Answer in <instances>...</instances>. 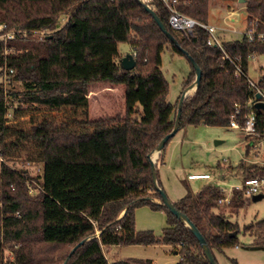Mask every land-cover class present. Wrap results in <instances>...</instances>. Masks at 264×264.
<instances>
[{"label":"trees","instance_id":"trees-1","mask_svg":"<svg viewBox=\"0 0 264 264\" xmlns=\"http://www.w3.org/2000/svg\"><path fill=\"white\" fill-rule=\"evenodd\" d=\"M143 1L177 46L159 29L140 0H0V22L8 29L20 30L13 39L0 41V77H5L0 80V141L11 105H26L29 111L83 106L88 104L87 95L94 85L121 86L124 99L123 116L112 126L73 134L49 132L48 125L42 123L20 134L21 138L45 141L73 139L86 144V153L75 161L45 160L36 176L1 161L0 264H46L39 260L49 258H56L59 264H110L104 247L155 244L177 247L178 264H210L190 230L163 205L146 200L160 201L149 155L173 129L177 111L167 101L161 54L169 49L185 57L183 50L201 70L198 88L183 100L178 130L186 125L229 127L236 110L241 124L252 110L256 130L263 136L264 112L247 105L252 97L247 71L252 56L264 55V0L245 3L246 33L253 31V39L244 33L237 39L220 40L222 50L208 44L209 34L200 26L188 35L171 29L169 11L161 0ZM208 4L209 0H177L176 8L207 24ZM60 16H67L62 26L58 25ZM45 29L51 33L42 38L31 35ZM120 43L130 45L135 53L131 70L116 61ZM7 47L16 51L6 53ZM225 54L232 63L224 59ZM187 61L191 72L183 81L182 91L195 79L194 68ZM233 63L240 65L243 75L234 74ZM256 82L264 91V76ZM15 84L20 91H14ZM39 129L43 130L40 135ZM169 142L160 151L158 162ZM237 173L242 181L264 177V166L242 162ZM155 174L162 189L157 163ZM28 180L39 185L37 195H29ZM184 187L185 194L172 203L202 234L217 263L215 250L222 253L238 244L233 223L210 217L221 196L220 187L207 184L196 193L187 184ZM243 197V190H234L231 206L242 207ZM142 205L165 212L166 227L160 238L148 230H135V209ZM83 239L86 241L77 246ZM4 240L18 244L12 251L13 262L4 258ZM36 244L43 245L36 251L38 261L32 257Z\"/></svg>","mask_w":264,"mask_h":264},{"label":"rangeland","instance_id":"rangeland-1","mask_svg":"<svg viewBox=\"0 0 264 264\" xmlns=\"http://www.w3.org/2000/svg\"><path fill=\"white\" fill-rule=\"evenodd\" d=\"M245 3L246 0H209L207 24L209 22L211 26L216 28L217 36L221 34L219 36L221 41L237 39L246 33ZM1 18L0 15V20ZM231 18H235V20H231ZM66 21L67 16H60L58 25L62 26ZM0 25L5 24L0 22ZM19 31L18 29H8L5 26L0 31V41L11 40L7 36L16 34ZM50 33V30L45 29V35ZM26 35L27 37L30 36L28 33ZM31 35L38 37L35 32ZM14 51H16L15 48H5L6 53ZM118 51L120 57L116 59L117 63L127 54L134 55L130 45L126 43H120ZM161 70L168 83L167 101L172 105L174 104L177 108L181 92L185 91H182L183 81L191 72L190 65L184 56L174 54L169 49H165L161 54ZM3 75L0 77L1 81L5 79ZM247 75L253 81H257L261 76H264V55L251 57ZM14 89V91L21 90L18 84H15ZM93 91H95V96H97L95 102L92 101V104L87 109L85 108L88 124H116L124 113L123 88L116 87L111 93L104 86H97L93 87ZM193 92L194 89L189 90L188 96ZM16 107V104L9 107L7 122L11 121L15 113L19 115L28 112L26 105L19 106L17 109ZM27 123L17 126V128L20 130L26 129L25 132H31ZM53 131H57V129ZM247 145L249 147L247 148V155L244 157ZM166 152L172 153V157L170 163L168 162L166 166L159 167V181L170 201H176L185 194L184 184H187L189 189L196 193L207 184L218 185L216 179L220 174L226 178L219 183L220 189L228 190L231 187L241 186L243 181L240 179L239 173H237L239 163L243 162L248 166H264V135L260 136L258 134L251 141L241 131L229 127L186 125L181 127L170 139L165 149ZM27 153L30 152H26V155L18 159H3V157H0V160L15 169L27 170L30 176L39 175L41 173V163L33 155ZM154 153L152 159H156L155 163H158L159 154L153 158ZM206 172L210 174L208 180H188L187 178L188 174ZM34 187L35 185L32 184L33 189ZM261 194L263 197L258 201H252V197L244 196V205L242 207L215 204L214 208L211 209L210 217L212 220L219 217L225 218L235 224L239 231L237 234V246L226 248L222 253L214 251L218 264H264V189ZM29 195L35 196L37 194L34 191ZM153 200L159 201L158 198ZM165 227L166 214L164 211L152 210L147 205H142L135 209L136 231L148 230L156 238H160ZM3 245L5 260L13 262L12 251L18 244L14 241L4 240ZM173 248L178 251L177 247ZM42 249L43 245L41 244L34 246L32 256L34 260L38 261L40 259V255L36 251ZM104 253L110 263L115 261L142 262L150 260L155 264H177L180 258L173 254V249L170 246L163 244L109 246L104 249ZM39 261H46V264H59L56 258Z\"/></svg>","mask_w":264,"mask_h":264},{"label":"crops","instance_id":"crops-1","mask_svg":"<svg viewBox=\"0 0 264 264\" xmlns=\"http://www.w3.org/2000/svg\"><path fill=\"white\" fill-rule=\"evenodd\" d=\"M233 19L235 20V18H231V20ZM218 35L221 36V34ZM97 86L99 87L104 86L105 89L109 90L111 93H113L112 90H114L116 87L122 88L121 86L109 87L106 85H94L91 86L89 89L87 95L88 97L87 105L64 106L61 109L55 111L27 110L28 112H24L23 114H19V115L17 113L13 114L11 121L10 122L6 121L5 124L2 140L0 141V157H3V159H7V158L18 159L21 156L26 155V152H30L27 154L33 155L34 158L39 160V163H42L43 161L48 159H65V160L75 161L78 158H84L86 153V144L83 142H78L73 139H64V138L56 141H45L43 139H33V138H21L20 134L25 132L26 129L20 130L17 128V126L25 125L28 122L27 124L31 129L34 126H38L42 123H46L48 125L49 132L63 131V132H71L73 134L88 133L98 126H112V125H104V124H92V123L88 124L86 109L92 104V101L95 102L97 96H95V91H93V87H97ZM55 129H57V131H53ZM37 133L40 135L43 133V130L39 129ZM26 150H30V151H26ZM246 155L247 154H245L244 157H246ZM171 157H172V153L166 152L164 154L163 159L157 163L158 174H159V170H158L159 167L166 166L168 162L170 163ZM223 161L227 162L226 160ZM206 174L208 175V178H201V179L208 180L210 178V174L207 172L202 174H188L187 178L188 180H195V179H190L189 176L206 175ZM225 179L226 178H224L222 174L218 175L216 179L218 181V185L219 183H221V181H224ZM223 219L228 221L225 218ZM105 248L106 247L103 248V253ZM171 248L173 249V254L179 256L178 251L174 250L173 247ZM105 258L107 259L106 255ZM146 262L155 264L153 261L150 260L148 261L145 260L136 263H146ZM179 262H180V258L178 263Z\"/></svg>","mask_w":264,"mask_h":264},{"label":"built area","instance_id":"built-area-1","mask_svg":"<svg viewBox=\"0 0 264 264\" xmlns=\"http://www.w3.org/2000/svg\"><path fill=\"white\" fill-rule=\"evenodd\" d=\"M165 7L169 11V19L168 24L171 29L181 32L185 35L191 34L192 30L195 26H200L203 28L207 33L209 34V45H217L221 50V41L219 37L216 35V28L208 25V24H202L194 20L193 18L184 15L183 13L179 12L176 8L177 0H161ZM5 28V25H0V31ZM39 38H42L45 36V30L37 31L35 32ZM27 33L23 32V35L25 36ZM14 34H9L7 37L8 39H13ZM246 35L250 38V40L253 39V31H249L246 33ZM259 38H262L263 35H259ZM135 55V53H133ZM133 55V56H134ZM224 59H227L231 62V59L225 54ZM232 63V62H231ZM234 74L236 76L243 75L242 70L240 68L239 64H234ZM248 87L250 88L252 92V97L248 100L247 105H250L254 108V104L256 102H263L264 103V91L260 90L257 86V82L253 81L251 79H247ZM260 95V99H256V95ZM239 114V110H236L233 115H231L229 120V127L232 129H236L241 131L245 136L251 139V141L254 140L256 136H258V132L256 130V119L253 111L251 110L247 115L244 116L243 123H239L237 119V115ZM252 144V142H251ZM2 161V160H0ZM190 179H201V178H208V175H192L189 176ZM32 184L35 185L34 189L32 188ZM28 193L32 194V192L36 191V194H38L40 187L39 185H36L34 181L28 180L26 182ZM264 189V177L258 176L255 178L247 179L243 181V184L241 186H235L231 187L228 190L220 189L221 196L216 200L217 205H224V206H230L232 203V194L234 190H243L244 196L247 197H253L254 195L261 194L262 190Z\"/></svg>","mask_w":264,"mask_h":264},{"label":"water","instance_id":"water-1","mask_svg":"<svg viewBox=\"0 0 264 264\" xmlns=\"http://www.w3.org/2000/svg\"><path fill=\"white\" fill-rule=\"evenodd\" d=\"M140 2L144 5V8L147 12H149L153 18V20L155 21V23L157 24V26L159 27V29L168 37V39L177 46L175 40L173 39V37L166 31L164 25L160 22V20L158 19V17L156 16V14L151 10V8L145 4V2L143 0H140ZM182 53L185 55V57H187V59L190 61V63L192 64L194 71H195V79H194V83L192 85H190L187 89H185V91L181 94V97L178 101V105H177V111H176V117H175V124L173 129L171 130L170 133L166 134L161 141L159 142L157 148H156V152L157 155L160 153V151L164 148L165 144L177 133L178 128H179V122H180V115H181V106L183 103V100L188 96L189 94V90L194 89V91L198 88L199 83H200V78H201V70L198 67V65L191 59L190 56H188V54L186 52H184L182 50ZM120 66L125 69V70H131L134 66H135V61H134V57L131 54H127L125 55L123 58L120 59L119 61ZM256 99L259 100L260 99V95H256ZM254 108L256 110H260L262 112H264V103L263 102H256L254 104ZM153 153V152H152ZM152 153L149 155V161L151 164V172H152V177H153V183H154V187L155 189L159 192L160 194V201L158 202H154V200L152 198H147L146 200L151 201L153 203L156 204H160L163 205L165 208H167L173 215H175L189 230L190 232L193 234V236L197 239L198 243L201 245L202 251L207 259V261L210 264H217L212 252L210 251L204 237L202 236V234L198 231V229L192 224V222L182 213L178 212L176 210V208L174 207L172 201H170V199L167 197L166 193L164 192V190H162L161 188L158 187L157 184V179H156V174H155V161L152 160L151 155ZM263 195L262 194H257L254 195L252 197V201H258L260 199H262ZM141 200V199H139ZM123 215V213H122ZM121 215V216H122ZM120 216V217H121ZM99 233H97L98 235ZM233 235H235L236 233H232ZM96 235V236H97ZM86 240L83 239L80 241V243H78L77 246H79L80 244H83ZM75 250V247L71 250V253ZM66 263V261H65Z\"/></svg>","mask_w":264,"mask_h":264},{"label":"bare ground","instance_id":"bare-ground-1","mask_svg":"<svg viewBox=\"0 0 264 264\" xmlns=\"http://www.w3.org/2000/svg\"><path fill=\"white\" fill-rule=\"evenodd\" d=\"M154 152H155V151H154ZM154 152H153V153H154ZM153 153H152V155H153ZM152 155H151V158H152ZM156 155H157V152L154 153L153 158H155ZM152 160H153V159H152ZM155 160H156V159H154L153 161H155Z\"/></svg>","mask_w":264,"mask_h":264}]
</instances>
